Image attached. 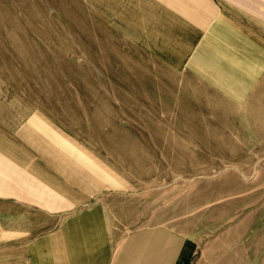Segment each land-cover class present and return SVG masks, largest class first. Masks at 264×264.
Wrapping results in <instances>:
<instances>
[{
  "label": "rangeland",
  "instance_id": "1",
  "mask_svg": "<svg viewBox=\"0 0 264 264\" xmlns=\"http://www.w3.org/2000/svg\"><path fill=\"white\" fill-rule=\"evenodd\" d=\"M115 8L113 0H0V134L47 118L84 146L91 183L102 173L106 182L91 202L106 206L119 238L163 222L218 260L264 264V80L237 109L163 59L161 21L144 29L143 13ZM168 25L177 36L178 23ZM193 102L214 107L202 109L201 124L187 123ZM222 110L226 119L211 114ZM2 223L26 233L10 238L7 263L30 264L32 222Z\"/></svg>",
  "mask_w": 264,
  "mask_h": 264
},
{
  "label": "crops",
  "instance_id": "2",
  "mask_svg": "<svg viewBox=\"0 0 264 264\" xmlns=\"http://www.w3.org/2000/svg\"><path fill=\"white\" fill-rule=\"evenodd\" d=\"M113 5L131 17L143 13L136 20L144 29L151 19L161 21L163 59L176 62L227 104L249 106L264 80V0H113ZM170 19L179 25L177 36L168 29ZM173 37L179 38L177 48L169 43ZM209 106H185L193 110L186 115L194 120L187 123L201 124L202 109L214 108ZM211 114L227 118L224 110ZM91 166L89 151L47 118L32 117L14 135L0 134V203L13 207L2 209L0 222H32L30 264H234L163 222L119 238L106 206L91 202V194L106 188L103 173L91 183ZM112 216L121 220L116 211ZM25 234L0 224V264H10L5 253L10 238Z\"/></svg>",
  "mask_w": 264,
  "mask_h": 264
}]
</instances>
